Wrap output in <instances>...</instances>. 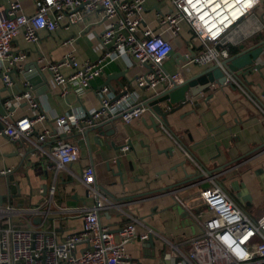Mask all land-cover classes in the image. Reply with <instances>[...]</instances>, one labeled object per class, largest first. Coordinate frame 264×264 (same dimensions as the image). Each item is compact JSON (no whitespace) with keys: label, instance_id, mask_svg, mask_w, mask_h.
<instances>
[{"label":"crops","instance_id":"1","mask_svg":"<svg viewBox=\"0 0 264 264\" xmlns=\"http://www.w3.org/2000/svg\"><path fill=\"white\" fill-rule=\"evenodd\" d=\"M19 1L26 12L33 11L32 0ZM7 2L0 0V6ZM170 9L169 0H146L144 23L155 33L160 32L157 18ZM88 21L93 22V17ZM105 27V22L91 23L86 30L73 25L51 33L40 31L35 43L26 42L22 35L12 43V51H24L26 60L23 73L11 72L14 86L10 91L23 89L27 82L37 103L36 109L44 113L46 120L34 125L31 141L9 142L4 136L0 137V169L12 170L0 175V196L6 195L0 205L10 203L15 207L42 206L45 209L47 189L54 185V204L44 225L54 229L61 239L66 233L81 229L82 214L98 195L103 201L97 211L98 219L108 227L112 241H118L119 227L131 218L139 222L137 231L147 228L152 231V246L140 241L125 246L134 264H175L176 260L170 256L171 244L196 235L199 228L172 193L210 187L211 182L202 171L212 176L249 216L257 218L264 213V52L256 60L260 69L241 78L244 85L228 77L224 84H214L198 93L197 106L179 101L172 103L173 109H168L166 102L160 103L166 112L164 120L146 105L149 98L163 90L160 87L153 91L138 89L134 77L143 69L128 55L107 62L102 75L88 87L70 82L65 96L60 94L51 74L38 68L40 57L57 62L68 52L78 61L95 60L102 52L99 35ZM186 31L183 24L179 36L162 33L172 45V53L163 68L170 73L179 71L181 82L215 64L183 61L182 56L187 52ZM228 37L222 46L227 48V56L221 61L264 38V0H258L251 14L241 19ZM66 40L69 42L64 43ZM0 68H3L1 63ZM61 71L63 74L71 72L66 67ZM102 85L114 95L124 87L135 91L136 101L146 105V112L129 122L108 121L109 126L103 131L87 130L78 140V160L64 170H55L51 152L56 140L65 142L69 136L53 130L52 121L58 115L86 114L96 109L99 102L95 90ZM194 87L185 93L186 98H194L190 94ZM8 94L0 79V97ZM13 113L17 118L35 112L21 104L15 106ZM43 128H50L51 133L45 140L38 141L37 135ZM126 142L128 148L122 145ZM86 166L94 169L96 192L90 195L78 179ZM8 175H12L13 180L6 183Z\"/></svg>","mask_w":264,"mask_h":264},{"label":"built area","instance_id":"2","mask_svg":"<svg viewBox=\"0 0 264 264\" xmlns=\"http://www.w3.org/2000/svg\"><path fill=\"white\" fill-rule=\"evenodd\" d=\"M169 1L171 9L157 18L160 31L157 33L144 23L146 0H32L31 13L25 11L19 0H8L5 6H0V63L3 64L0 79L9 90L7 96L0 97L5 112L0 113V137L4 136L9 142L31 141L34 125L46 120L44 113L36 109L37 103L27 82L23 89L10 91L14 86L11 72L23 73L26 60L24 51H12V43L18 35L28 43H35L40 31L51 33L73 25L86 30L91 23L105 22L106 27L99 35L102 52L95 60L78 61L72 52L57 62H48L42 57L37 60L38 68L51 74L60 94L66 95L70 82L88 87L102 75L107 62L125 55L143 69L134 77L138 89L153 91L160 87L165 90L179 84L181 75L179 71L170 73L163 68L172 53V45L163 32L179 36L185 24L187 52L182 56L183 61L196 65L219 63L227 56V48L222 46L229 32L249 16L258 3V0ZM90 17L93 22L88 21ZM67 42L69 40L64 43ZM63 67L71 72L63 74ZM95 94L99 102L96 109L86 114L58 115L50 123L53 130L69 136L65 142L56 140L51 152L55 170H64L78 160V140L89 128L114 120L129 122L147 110L146 105L136 101V92L126 87L114 95L102 85ZM187 102L193 105L190 98L180 101L181 104ZM21 104L28 105L35 113L16 118L15 106ZM50 133V128H43L37 140H45ZM11 171L0 169V175ZM202 173L211 182L210 187L172 193L199 228L196 235L171 244L170 256L176 260L175 264H264V213L257 218L249 216L212 176L205 171ZM78 179L87 189V195L96 192L93 167H84ZM55 190L54 185L47 189L45 209L42 206L15 207L10 203L0 205V264H134L125 246L135 241L146 242L152 235L149 228L137 231L139 222L131 218L119 227L118 241H112L108 227L98 219L97 211L103 201L97 195L94 204L82 214L81 229L58 239L56 231L44 225L54 204ZM57 209L63 211L60 206ZM37 219L38 223L34 222Z\"/></svg>","mask_w":264,"mask_h":264},{"label":"water","instance_id":"3","mask_svg":"<svg viewBox=\"0 0 264 264\" xmlns=\"http://www.w3.org/2000/svg\"><path fill=\"white\" fill-rule=\"evenodd\" d=\"M263 52H264V38L261 41L257 42L256 44H254L253 46L242 49L239 52L233 54L232 56L228 58H224L221 62L215 63L211 67H207L206 69L201 70L198 74H196L192 78L186 79L185 81L180 82L179 84H175L171 88L165 89L159 94L152 96L146 102V105L152 107L154 112L165 120L166 112L162 110L159 104L166 102V105L169 106L170 109H173L172 103L173 102L176 103L183 100L185 97L184 96L185 93L189 90L191 86L193 87L195 86L192 90H190V94L194 97L193 98L194 100L192 99L193 106H197L198 104L196 99L198 98L197 97L198 93H200L206 88L211 87L214 84L216 85L224 84V82L228 79V77H231L236 81H240V83L244 85V83L241 81V78L243 79L247 75L252 74L253 70L260 69L261 65L256 63V60ZM0 113L4 114L5 112L1 111ZM114 122H117V120H114ZM107 124H109V122H106L103 127L100 126L99 124L98 126L91 127L88 130L94 129V130L103 131L106 129L107 126H109ZM128 144L129 143L126 142L122 145L128 148L129 147ZM12 180H13L12 175L6 176L5 179L6 183H9ZM11 193L12 192H9L8 194L11 195ZM5 196L6 195L0 196V204H2V200ZM34 222H38V220H34ZM145 243L152 246L153 245L152 236Z\"/></svg>","mask_w":264,"mask_h":264}]
</instances>
